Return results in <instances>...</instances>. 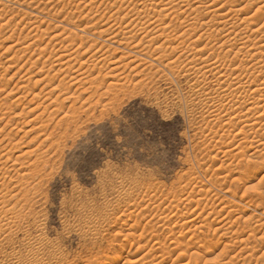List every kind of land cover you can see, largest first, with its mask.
Returning a JSON list of instances; mask_svg holds the SVG:
<instances>
[{"label":"rangeland","instance_id":"rangeland-1","mask_svg":"<svg viewBox=\"0 0 264 264\" xmlns=\"http://www.w3.org/2000/svg\"><path fill=\"white\" fill-rule=\"evenodd\" d=\"M123 2L0 0V264H264V0L223 49L204 9Z\"/></svg>","mask_w":264,"mask_h":264},{"label":"bare ground","instance_id":"bare-ground-1","mask_svg":"<svg viewBox=\"0 0 264 264\" xmlns=\"http://www.w3.org/2000/svg\"><path fill=\"white\" fill-rule=\"evenodd\" d=\"M125 2H126V0H124ZM128 1H130V0H128ZM133 1H135L136 2V4H138L140 1L142 2L143 0H132V2ZM153 1V0H152ZM244 1V0H243ZM242 1V2H243ZM246 2L245 3H242V5H239V4H236V2L237 1H235V0H167L166 2H168L167 4L166 3H164L165 2V0H154V2L155 3H152V5H145L144 7H142V8H140L141 10H143L145 13H148L149 11H151V10H149L150 9V7H152L153 9H156L159 5H161V4H164V5H166V6H169L171 9H169L168 10V8H166L167 9V11L165 12V13H167V12H169V13H171V10H173L174 9V7H176L177 5H181V7L183 8V7H185L186 9H187V12H189L190 10L191 11H196L197 13H199V14H201V9H204V11L206 12H204L203 14H207V15H210V21H209V18H208V21L210 22V23H215V24H218L219 26H222L220 29H219V31H217V32H219V33H223L224 35H222V36H224L223 38H224V43H223V41H222V43L220 44L221 45V49H223L224 47H226L225 46V44L227 45V44H229V42L230 41H234L233 43H235V42H237L238 44L240 43V45H241V42H242V44L244 45H248V43H249V41L246 39V37L245 36H243V33L245 34L246 33V30L249 28V27H251V25H253L256 21H258V20H260V19H258L257 20V17L255 16V14L254 15H251V14H249V13H247V11H246V9L252 4L251 2L253 1V0H245ZM125 2H123L124 4H125ZM140 2V3H141ZM146 2H149V1H146ZM158 2V3H157ZM116 3V2H115ZM122 3V4H123ZM131 3V2H130ZM145 3V2H144ZM237 3H239V2H237ZM194 4V5H193ZM131 5H133V3L131 4ZM193 7H192V6ZM196 5V6H195ZM253 5V4H252ZM137 6V5H136ZM139 6V5H138ZM264 6V5H263ZM141 7V6H140ZM160 7H163V6H160ZM149 8V9H148ZM260 8V7H259ZM263 8V7H262ZM165 9V8H164ZM175 9H177V8H175ZM158 10V9H157ZM182 10V12L183 11H185L184 9H181ZM200 10V11H199ZM258 10V9H257ZM261 10V9H260ZM259 10V11H260ZM142 11V12H143ZM160 11V10H159ZM162 11V10H161ZM165 11V10H164ZM180 11V10H179ZM178 11V12H179ZM190 11V12H191ZM199 11V12H198ZM140 12V11H139ZM143 12V13H144ZM155 12V11H154ZM154 12H153V14H154ZM172 12H175L174 10L172 11ZM177 12V13H178ZM113 13V12H112ZM151 13V12H150ZM165 13H164V15H165ZM168 13V14H169ZM130 14V13H129ZM160 14V13H159ZM162 14V13H161ZM191 14V13H190ZM259 14V13H258ZM257 14V15H258ZM118 15V14H117ZM116 15V16H117ZM120 15V14H119ZM138 15H139V13H138ZM143 15V14H142ZM171 15V14H170ZM172 15H175L174 13L172 14ZM177 15V14H176ZM175 15V16H176ZM179 15H181V14H179ZM192 15V14H191ZM190 15V16H191ZM198 15V14H197ZM202 15V14H201ZM207 15H206V17H207ZM242 15H246V16H244V17H242ZM153 16V15H152ZM178 16V15H177ZM176 16V17H177ZM198 16H200V15H198ZM118 17V16H117ZM132 17V16H131ZM141 17V16H140ZM160 17H162L161 15H160ZM193 17V16H192ZM197 17V16H196ZM201 17V16H200ZM203 17V16H202ZM112 18H113V16H112ZM121 18V17H120ZM138 18V17H137ZM156 18V17H155ZM204 18V17H203ZM109 19H111V18H109ZM134 19V18H133ZM193 19V18H192ZM197 19V18H196ZM164 20V19H163ZM187 20H189V18L187 19ZM252 20V21H251ZM113 21V20H112ZM114 21H115V17H114ZM143 21H145V20H143ZM156 21V20H155ZM161 21V20H160ZM193 21V20H192ZM237 21L242 25L243 23H245V25L243 26V27H241V26H239L238 25V23H237ZM207 22V21H206ZM259 22V21H258ZM8 23V22H7ZM125 23V22H124ZM129 23V22H128ZM138 23V22H137ZM185 23V22H184ZM208 23V22H207ZM207 23H204V24H207ZM9 24V23H8ZM114 24H115V22H114ZM145 24V23H144ZM187 24V23H186ZM117 25V24H116ZM120 25V24H119ZM139 25V24H138ZM208 25H209V23H208ZM207 25V26H208ZM189 26H190V24H189ZM166 27H167V25H166ZM187 27V26H186ZM191 27V26H190ZM189 27V28H190ZM258 27V26H257ZM121 28V27H120ZM119 28V29H120ZM123 28V27H122ZM185 28V27H184ZM203 28H205V27H203ZM229 28H232L231 30L229 29ZM263 28V26H260V27H258V28H256V29H254V31L253 32H256V33H259V32H263L264 33V31H261V29ZM146 29V28H145ZM195 29V28H194ZM194 29L192 30V29H190V30H192V31H194ZM207 29H208V27H207ZM206 29V30H207ZM162 30V29H161ZM189 30V29H188ZM45 31H47V29L45 30ZM204 31V30H203ZM202 31V32H203ZM235 31H237V33H235ZM201 32V33H202ZM205 32V31H204ZM49 33V32H48ZM59 33V32H58ZM129 33V32H128ZM192 33H195V32H192ZM64 34V33H63ZM130 34V33H129ZM248 34V33H247ZM262 34V33H261ZM260 34V35H261ZM61 35V34H60ZM42 36V35H41ZM66 36H68V35H66ZM247 36V35H246ZM57 37V36H56ZM61 37V36H60ZM262 37H263V35H262ZM52 38V37H51ZM260 38V37H259ZM54 39V38H53ZM58 39V38H57ZM63 39H64V37H63ZM69 39V38H68ZM78 39V38H77ZM100 39V38H99ZM114 39V38H113ZM203 39H204V37H203ZM226 39V40H225ZM261 39H263V38H261ZM52 40V39H51ZM74 40H75V38H74ZM73 40V41H74ZM82 40V39H81ZM81 40H80V42H81ZM251 40V39H250ZM264 40V39H263ZM26 41V40H25ZM68 41V40H67ZM78 41V40H77ZM217 41V40H216ZM52 42V41H51ZM56 42V41H55ZM61 42V41H60ZM63 42V41H62ZM65 42V41H64ZM71 42H72V40H71ZM252 42V41H251ZM262 42V41H261ZM20 43V42H19ZM57 43V42H56ZM68 43V42H67ZM74 43V42H73ZM76 43V42H75ZM82 43V42H81ZM87 43V42H86ZM201 43V42H200ZM211 43V42H210ZM232 43V44H233ZM84 44V43H83ZM238 44L236 45V46H238ZM251 44V43H250ZM262 44V43H261ZM15 45V44H14ZM30 45V44H29ZM69 45V44H68ZM210 45V44H209ZM253 45H254V43H253ZM23 46V45H22ZM41 46V45H40ZM79 46H80V43H79ZM160 46V45H159ZM230 46V45H229ZM228 46V47H229ZM235 46V47H236ZM252 46V45H251ZM256 45H254L253 47H251V50H255V47ZM21 47V46H20ZM30 47V46H29ZM232 47V46H231ZM240 47H242V45L240 46ZM258 47V46H257ZM43 48V47H42ZM108 48V47H107ZM237 48V47H236ZM235 48V49H236ZM246 48V47H245ZM244 48V49H245ZM74 49V48H73ZM100 49V48H99ZM99 49H96V51L97 50H99ZM202 49V48H201ZM206 49H207V46H206ZM205 49V50H206ZM210 49H212L213 50V53H214V49L213 48H210ZM239 50H240V52L243 50L242 48L240 49V48H238ZM261 49V48H260ZM39 50H41V49H39ZM71 50V49H70ZM209 50V49H208ZM63 51H64V49H63ZM69 51V50H68ZM73 51V50H72ZM84 51V50H83ZM91 51V50H90ZM90 51H89V53H90ZM93 51V50H92ZM161 51V50H160ZM199 52H200V50H198ZM217 51V50H216ZM243 51H247V50H243ZM242 51V52H243ZM256 51H257V49H256ZM259 51V50H258ZM257 51V52H258ZM21 52V51H20ZM65 52V54H66V51H64ZM95 52V51H94ZM100 52H101V50H100ZM157 52V51H156ZM237 52V51H236ZM88 53V54H89ZM92 53V52H91ZM96 54H98L97 52H95ZM165 53V52H164ZM218 53V52H217ZM251 53V52H250ZM256 53V52H255ZM259 53V52H258ZM260 53H261V51H260ZM43 54V53H42ZM69 54V53H68ZM71 54H73V53H71ZM82 54V53H81ZM80 54V55H81ZM85 54H87V51L85 52ZM243 55L245 54V53H242ZM249 54V53H248ZM262 54V53H261ZM44 55V54H43ZM53 55V54H52ZM84 55V54H83ZM93 55V54H92ZM102 55V54H101ZM101 55H99V57H97L98 58V61H95L96 62V66H98L97 65V62L99 63L100 62V60H99V58H100V56ZM215 55V54H214ZM213 55V56H214ZM241 55V54H240ZM242 55V56H243ZM246 55H247V53H246ZM245 55V56H246ZM258 55V54H257ZM260 55V54H259ZM64 56V55H63ZM69 57L71 56V55H68ZM95 56V55H94ZM94 56H90L89 55V59H87L89 62H90V64H91V61L90 60H92L93 61V59H97V58H94ZM103 56H105V55H103ZM195 56V55H194ZM237 56V55H236ZM238 56H239V54H238ZM254 57L253 58H256L257 56H255V54L253 55ZM66 57H67V54H66ZM69 57H67V58H69ZM75 57V56H74ZM199 57H200V55H199ZM211 57V56H210ZM59 58V57H58ZM58 58H56V59H58ZM70 58H72V57H70ZM77 58H79V57H77ZM108 59V58H106V57H103L102 59ZM209 58V57H208ZM251 58H252V56H251ZM62 59L64 60V58L61 56L58 60H56V61H62ZM73 59V58H72ZM81 59H83V57L82 58H79V59H76L75 61L77 62H80L79 60H81ZM105 59H104V61H105ZM121 59V58H120ZM162 59V58H161ZM199 59V58H198ZM201 59H203V58H201ZM219 59V58H218ZM257 59V58H256ZM263 59V58H262ZM85 60V62L87 63V61H86V59H84ZM117 60V59H116ZM175 60V59H174ZM221 60H222V58H221ZM243 60V59H242ZM69 65L72 63V62H74V59L73 60H65ZM176 61V60H175ZM202 61V60H201ZM205 61V60H204ZM207 61V60H206ZM85 62L83 61V63H81L80 65H79V70H81V68H82V66L85 64ZM132 62V61H131ZM171 62V61H170ZM225 62V61H224ZM56 63H58V62H56ZM66 63V64H67ZM75 63V62H74ZM102 63V62H101ZM174 63V62H173ZM206 63V62H205ZM204 63V64H205ZM208 63V62H207ZM216 63V62H215ZM242 63V62H241ZM263 63V62H262ZM60 64H63L62 62L60 63ZM73 64V63H72ZM70 65V67L71 66H73V65ZM93 64V63H92ZM51 65H52V62H51ZM57 65H59V64H57ZM69 65H67V66H69ZM170 65V64H169ZM217 65V64H216ZM228 65V64H227ZM241 65V64H240ZM61 66V65H60ZM87 66H89V65H87ZM65 67V66H64ZM74 67V66H73ZM122 67V66H121ZM137 67V66H136ZM200 67V66H199ZM72 68V67H71ZM125 68V67H124ZM193 68H195V67H193ZM193 68H191L192 70H193ZM201 68V67H200ZM206 68V67H205ZM211 68H213V69H211L210 70V72H212V71H214V70H217L215 67H213V66H211ZM224 68V67H223ZM83 69H84V67H83ZM94 69H96V68H94ZM202 69V68H201ZM227 69H229V68H227ZM233 69V68H232ZM236 69V68H235ZM70 70V69H69ZM92 70V69H91ZM123 70V69H122ZM133 70V69H132ZM191 70V71H192ZM198 70V69H197ZM200 70V69H199ZM203 70V72L202 73H204V72H206L205 71V69H202ZM201 70V71H202ZM89 71V70H88ZM93 71V70H92ZM190 71V70H189ZM196 71V70H195ZM236 71H237V69H236ZM68 72H70V71H68ZM188 72V71H187ZM192 72H194V70L192 71ZM215 72V71H214ZM238 72V71H237ZM75 73V72H74ZM77 73V72H76ZM87 73V72H86ZM101 73V72H100ZM191 73V72H190ZM224 73V72H223ZM84 74V73H83ZM117 74V73H116ZM192 74V73H191ZM193 75V74H192ZM206 75V74H205ZM227 75V74H226ZM74 76V75H73ZM80 76H82V75H80ZM208 76V75H207ZM223 76H225V75H223L222 74V72H220L219 70H217L216 71V73L214 74V78L213 79H215L216 80V82L218 83V85H221V83L220 82H222V81H224V79L222 80V77ZM230 76V75H229ZM253 76V75H252ZM75 77H76V75H75ZM78 77V76H77ZM76 77V78H77ZM239 77V76H238ZM248 77V76H247ZM95 78V77H94ZM252 78V77H251ZM253 78H255V77H253ZM98 79V78H97ZM117 79V78H116ZM247 79V78H246ZM256 79V78H255ZM254 79V80H255ZM77 80H79V79H77ZM87 80V79H86ZM90 80V79H89ZM95 80V79H94ZM125 80H127L126 78H125ZM231 80V79H230ZM239 80V79H238ZM31 81V80H30ZM124 81V80H123ZM209 81V80H208ZM236 81V80H235ZM241 81H242V79H241ZM74 82H75V79H74ZM101 82H103V81H101ZM226 82H227V80H226ZM232 82V81H231ZM251 82H255V81H251ZM250 82V83H251ZM260 82V81H259ZM38 83V82H37ZM60 83V82H59ZM61 83H62V81H61ZM66 83V82H65ZM95 83V82H94ZM209 83V82H208ZM213 83V82H212ZM223 84L225 83V82H222ZM234 83V82H233ZM245 83H246V81H245ZM70 84V83H69ZM81 84V83H80ZM103 84V83H102ZM223 84H222V86H223ZM249 84V83H248ZM247 84V85H248ZM62 85H63V83H62ZM94 85V84H93ZM99 85V84H98ZM234 86H236V88L234 87L233 88V90H232V92L230 93H228L229 94V96L230 97H232V96H235V94L237 93V92H240V89H241V85L239 84V83H234L233 84ZM253 85H255L254 83L252 84V86ZM59 86H60V84L58 85V88H59ZM110 86V85H109ZM198 86V85H197ZM196 86V87H197ZM215 86V85H214ZM229 86H232L231 84L229 85ZM245 86V85H244ZM249 86H251V85H249ZM257 86V85H256ZM62 87V86H61ZM63 87H65L64 85H63ZM62 87V88H63ZM93 87V86H92ZM199 87V86H198ZM62 88H61V90H62ZM68 88V87H67ZM205 88V87H204ZM216 88H217V86H216ZM245 88V87H244ZM56 89H57V86H56ZM60 89V88H59ZM213 89V88H212ZM243 89V88H242ZM250 89V88H249ZM51 90V89H50ZM55 90V89H54ZM112 90V89H111ZM200 90H202V89H200ZM203 90H205V89H203ZM228 90V89H227ZM260 90V89H259ZM258 90V91H259ZM114 91V90H113ZM213 91H215V90H213ZM230 91V90H229ZM224 92V91H223ZM251 92V91H250ZM256 92V91H255ZM25 93V92H24ZM197 93V92H196ZM207 94L206 93V91L204 92H201V97L203 96V94ZM245 93V92H244ZM256 93H258V92H256ZM211 94V93H210ZM227 94V93H226ZM198 95H200V94H198ZM208 96H209V94H207ZM207 95H206V97H207ZM205 96V95H204ZM225 96V98H227V96L226 95H224ZM262 96V95H261ZM200 97V96H199ZM19 98V97H18ZM204 98V97H203ZM234 98V97H233ZM60 99V98H59ZM201 99V98H200ZM220 99H221V97H220ZM240 99V98H239ZM233 100V99H232ZM245 101L247 100V98L246 99H244ZM261 100V99H260ZM259 100V101H260ZM57 101V100H56ZM201 101H202V99H201ZM205 101V100H204ZM203 101V102H204ZM206 101H207V99H206ZM231 101V100H230ZM251 101V100H250ZM249 100H247L246 101V104L245 105H247V103L248 102H250ZM226 102V101H225ZM261 103H262V101H260ZM263 102H264V100H263ZM230 103V102H229ZM241 103H242V101H241ZM243 103H245V102H243ZM251 104H252V101L250 102ZM256 103V102H255ZM234 104V103H233ZM232 104V105H233ZM257 104H258V102H257ZM263 104V103H262ZM205 105V104H204ZM243 107L245 106V105H243V104H241ZM253 105V104H252ZM231 106V105H230ZM241 106V107H242ZM248 106H251V105H249L248 104ZM261 106V105H260ZM240 107V106H239ZM238 107V108H239ZM252 107V106H251ZM251 107H250V109H251ZM257 107V106H256ZM256 107H253V108H256ZM37 108V107H36ZM55 108V107H54ZM61 107H59V109H60ZM225 108V107H224ZM230 108V107H229ZM233 108H235V107H231V109H233ZM260 108V107H259ZM35 109V108H34ZM214 109V108H213ZM227 109V108H226ZM230 109V110H231ZM244 109H245V107H244ZM248 109V111L250 110L249 108H247ZM246 109V110H247ZM261 112H262V114H258V115H263V113H264V105H262L261 106ZM225 110V109H224ZM237 110H240V108L239 109H237ZM236 110V111H237ZM254 111H255V109H253ZM256 110H258V109H256ZM10 111V110H9ZM13 111V110H12ZM31 111H33V109L31 110ZM243 110L241 109L239 112H242ZM251 111V110H250ZM253 111V113H258V112H254ZM259 111V110H258ZM56 112V111H55ZM214 112V111H213ZM227 112V111H226ZM233 112V111H232ZM244 112V111H243ZM247 112V111H246ZM44 113V112H43ZM221 113V112H220ZM229 113V112H228ZM247 113H249V112H247ZM252 113V112H251ZM68 114V113H67ZM71 114V113H70ZM210 114V113H209ZM23 115V114H22ZM39 115V114H38ZM246 115V114H245ZM250 115V114H249ZM252 115V114H251ZM258 115H256V116H258ZM4 116V115H3ZM64 116V115H63ZM216 117H219V116H217V115H215ZM237 116H238V114H237ZM237 116H235V117H237ZM254 116H255V114H254ZM255 116V117H256ZM234 117V118H235ZM244 116L242 115L241 117H237L235 120H237L238 121V123L240 122V118H241V120H243L242 118H243ZM245 117H248V115L247 116H245ZM250 117V116H249ZM252 117H253V115H252ZM39 118V117H38ZM230 118V117H229ZM257 119L259 118L260 119V116H258V117H256ZM217 119V118H216ZM245 119V118H244ZM255 119V118H254ZM232 120V118L229 120V121H231ZM252 120V119H251ZM244 121V120H243ZM243 121H241V122H243ZM248 122L250 121V120H247ZM240 122V123H241ZM245 122L246 121H244L243 123L245 124ZM248 122H246L247 124H248ZM232 123V122H231ZM230 123V124H231ZM235 123H236V121H235ZM234 123V124H235ZM227 124V123H226ZM254 124V123H253ZM256 124V123H255ZM258 124V123H257ZM238 125V124H237ZM251 125H252V123H251ZM250 125V126H251ZM261 125V124H260ZM232 126H233V124H232ZM235 126V125H234ZM233 126V127H234ZM239 126V125H238ZM249 126V125H248ZM226 127V126H225ZM240 127H242V126H240ZM244 127V126H243ZM242 127V128H243ZM42 128V127H41ZM227 128H228V126H227ZM244 128H246V127H244ZM263 128V127H262ZM3 128H1V130H2ZM236 129V128H235ZM247 129H249V128H247ZM29 131V130H28ZM242 131V129L240 130V132ZM246 131V130H245ZM244 131V132H245ZM255 132V131H254ZM29 134V133H28ZM238 134H240V133H238ZM241 136H242V134H241ZM245 138H246V136H244ZM235 138V137H234ZM243 138V137H242ZM241 138V139H242ZM248 139V138H247ZM246 139V140H247ZM249 140V139H248ZM242 141V140H241ZM250 141V140H249ZM244 142H245V140H244ZM240 143V142H239ZM241 145H242V143H241ZM7 146V145H6ZM5 146V147H6ZM240 146V145H239ZM253 146V145H252ZM1 147V146H0ZM3 148V147H2ZM42 151V150H41ZM5 152V151H4ZM1 153V152H0ZM8 153V152H7ZM30 153V152H29ZM2 155L4 154L3 152L1 153ZM10 154V153H9ZM2 155H1V157H2ZM42 155V154H41ZM37 157V156H36ZM11 158V157H10ZM18 158V157H17ZM28 158V157H27ZM30 158V157H29ZM2 159V158H1ZM42 159V158H41ZM7 160V159H6ZM20 160V159H19ZM34 160H35V158H34ZM17 161H18V159H17ZM16 161V162H17ZM15 162V163H16ZM36 162V161H35ZM8 163V162H7ZM21 163V162H20ZM25 163V162H24ZM34 163V162H33ZM13 164V163H12ZM28 165V164H27ZM26 165V166H27ZM36 165V164H35ZM3 166V167H2ZM25 166V167H26ZM38 166V165H37ZM13 168V167H12ZM21 168V167H20ZM38 168V167H37ZM6 169L8 170V168H4V165H0V174H5L6 173ZM39 169V168H38ZM19 170V169H18ZM28 170V169H27ZM26 170V171H27ZM31 170V169H30ZM32 171H34V170H32ZM9 172V171H8ZM16 172V171H15ZM19 172V171H18ZM36 172V171H35ZM14 173V172H13ZM33 173V172H32ZM23 174V173H22ZM24 175V174H23ZM33 175V174H32ZM1 176V175H0ZM7 176V175H6ZM14 176V175H13ZM21 176V175H20ZM23 177V176H22ZM22 177H21V179H22ZM25 177V176H24ZM31 177V176H30ZM26 178V177H25ZM5 180V179H4ZM10 180V179H9ZM16 180V179H15ZM14 180V181H15ZM28 180H30V179H28ZM235 180H237V179H235ZM0 181H1V179H0ZM23 181V180H22ZM2 182H4V181H2ZM20 182V181H19ZM25 182V181H24ZM1 183V182H0ZM8 185H9V183H7ZM27 184V183H26ZM2 185V184H1ZM5 185V184H4ZM7 185V186H8ZM17 185V184H16ZM31 185V184H30ZM14 186V185H13ZM3 187V186H2ZM12 187V186H11ZM10 187V188H11ZM18 187V186H17ZM19 187H21V186H19ZM25 187V186H24ZM16 188V187H15ZM4 189V188H3ZM7 190V189H6ZM24 190V189H23ZM216 190V189H215ZM4 191V190H3ZM26 191H27V189L25 190V193H26ZM29 191V190H28ZM8 192V191H7ZM11 192V191H10ZM15 192V191H14ZM17 192V191H16ZM31 192V191H30ZM18 193V192H17ZM28 193V192H27ZM2 194V193H1ZM8 194H10V193H8ZM29 194V193H28ZM16 195V194H15ZM2 197H5V195L3 194L2 195ZM1 197V198H2ZM12 197V196H11ZM205 197V196H204ZM9 198V197H8ZM13 198V197H12ZM263 198V197H262ZM7 199V198H6ZM25 199V198H24ZM8 200V199H7ZM6 200V201H7ZM11 200V199H10ZM15 200V199H14ZM20 200V199H19ZM2 201V200H1ZM10 202H12V201H10ZM20 202V201H19ZM196 202V201H195ZM4 203V202H3ZM0 204H2V203H0ZM6 205H7V203H6ZM3 206V205H2ZM18 206V205H17ZM4 207V206H3ZM3 207H0V208H2L3 209ZM10 207V206H9ZM177 207V206H176ZM5 208V207H4ZM15 208H17V207H15ZM12 209V208H11ZM10 210V209H9ZM8 212V211H7ZM218 212V211H217ZM3 213H5V212H3ZM15 213V212H14ZM5 214H7V213H5ZM10 214V213H9ZM8 215V214H7ZM16 215V214H15ZM193 215V214H192ZM14 216V215H13ZM3 217V216H2ZM179 217V216H178ZM177 217V218H178ZM194 217V216H193ZM198 217V216H197ZM14 218V217H13ZM12 219V218H11ZM195 219V218H194ZM193 219V220H194ZM7 220V219H6ZM198 220V219H197ZM8 222V221H7ZM10 222V221H9ZM8 222V223H9ZM187 222V221H186ZM193 221H190V223H192ZM5 223V222H4ZM188 223H189V221H188ZM199 223V222H198ZM186 225H187V223H186ZM5 226V225H4ZM6 226H8V225H6ZM177 226V225H176ZM179 227V226H178ZM190 227V226H189ZM201 227V226H200ZM199 227V228H200ZM2 228V227H1ZM0 228V229H1ZM6 228V227H5ZM194 228V227H193ZM196 228H198V227H196ZM198 228V229H199ZM171 229V228H170ZM168 230V229H167ZM172 230H173V228H172ZM196 234V233H195ZM192 236V235H191ZM176 240V239H175ZM178 242H176V244H177ZM160 245V244H159ZM181 245V244H180ZM179 245V246H180ZM176 246V245H175ZM184 246V245H183ZM177 248V247H176ZM163 257V256H162ZM135 261V260H134ZM129 263V262H128ZM132 264H134V263H132Z\"/></svg>","mask_w":264,"mask_h":264}]
</instances>
